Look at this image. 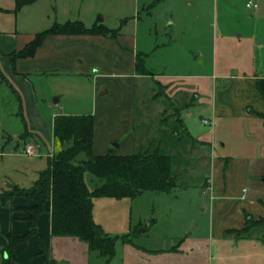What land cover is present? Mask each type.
<instances>
[{"label":"crops","instance_id":"0c3cea01","mask_svg":"<svg viewBox=\"0 0 264 264\" xmlns=\"http://www.w3.org/2000/svg\"><path fill=\"white\" fill-rule=\"evenodd\" d=\"M137 6V0H35L14 13V0H0V74L3 79L8 76L13 83H19L29 90L27 78L30 75L50 76L60 80H87L88 86L90 78L94 103L96 104V98H102L96 104L97 109L88 114L92 116L91 150L94 155L111 153L125 156L153 148L163 153L166 142L176 141L175 133L171 131L170 135L167 121L160 118L163 110L155 112L157 103H151L155 104L153 107H150V103L142 105L139 112L140 124L135 127V87L138 89L142 83L152 86L156 82L166 87L167 96L170 97V85L186 87L188 80L207 78L200 74H168L167 65L155 69L152 56L159 45L155 40L149 39V32L140 42L134 36L138 21ZM66 22H79L84 28L94 24L102 25L107 29L117 30V34L113 38L99 35H48L32 57L15 58L10 62L9 55L21 50L35 34L47 30L53 24ZM195 26L192 24L184 29L191 38L185 42H188L192 54L199 55V28ZM163 45L165 44H161ZM229 51L237 61L233 67L226 66L227 52L221 51L223 67L212 76L209 88L205 89L199 82L195 83L196 87L189 88L192 104L204 110L209 126L212 125L211 133L202 138L192 137L186 132L178 113L172 123L177 124V118L181 121L187 135L186 140L189 141L186 146L188 153L208 167V177L203 179L198 191L205 205L204 228L210 250L211 245L221 248L228 243L241 244L240 248L242 244L254 248V244H264L252 239H236L232 233L243 226L244 214L254 219L264 218V209L247 198L251 183L258 178L264 183V178L260 177L264 171L257 174L261 167L259 159L264 160V119L258 116L264 117V61L262 59L257 65L253 52H245L235 45ZM138 56H141L139 70L136 67ZM149 88L151 91L152 87ZM103 89L106 92L99 95ZM143 91L146 93L145 88ZM59 100L60 96H57L56 102ZM148 112L154 116L152 128L149 126ZM59 114L72 115L68 112ZM216 132L221 134L217 141L214 138ZM113 143L116 146L113 147ZM228 144L230 154L221 151L227 149ZM36 145L40 149V145ZM51 147L53 150L52 136ZM168 155L172 157L174 174V155ZM85 179L88 181L89 176L86 175ZM7 185L0 187V193L17 186ZM31 205L30 200L13 197L9 202V209L0 206V249L6 244L2 232L12 236H21L27 232V208ZM201 205H198L199 209L196 208L198 212L201 211ZM188 208L194 210L195 206L188 202ZM177 218V227L174 229L178 233L170 236L168 248L143 250L151 256L163 254L171 261L169 264H194L192 258L197 257L198 253L193 254L203 250L197 237L199 222H196L195 215H179ZM49 221L50 203L46 201L42 213L35 221V229L42 238L48 256L49 245L53 241L68 238L51 237ZM93 221L100 228L103 227L94 219ZM145 222L146 225L140 222L133 226L127 225V233L134 227L143 226L144 233L140 236L147 235L155 227L156 220L149 218ZM39 253L38 242L31 236L14 248L10 264H45ZM1 258L0 254V261Z\"/></svg>","mask_w":264,"mask_h":264},{"label":"rangeland","instance_id":"374dc122","mask_svg":"<svg viewBox=\"0 0 264 264\" xmlns=\"http://www.w3.org/2000/svg\"><path fill=\"white\" fill-rule=\"evenodd\" d=\"M247 1L137 0L138 21L134 36L140 42L149 32V39L155 40L159 45L152 56L155 69L167 65L168 74H200L207 77L197 81L188 80L186 87L170 85V97L167 96L166 87L156 82L152 86L142 83L138 89L135 87V127L140 124L139 112L142 105L150 103V107H153L157 103L155 112L163 110L160 118L167 121L170 135L171 131L175 133L176 141L166 142L162 152L174 155L173 171L177 188L169 193L144 192L134 200L93 199L92 218L103 226L101 229L109 236L124 235L128 231L127 225L133 226L137 222L146 225L145 221L149 218L156 220L155 227L147 235L135 238L132 245L116 242L115 257L109 260L97 257L87 249L86 244L75 238L57 239L49 245L51 257L46 253L47 259L52 260L53 264H169V258L163 254L151 256L143 249L168 248L170 236L178 233L174 227H177L179 215H195L196 222H199L197 237L203 250L193 254L198 253L197 257H191L194 264H264V244H254L255 248L242 244L240 248L241 244L228 243L221 248L211 245V250L208 249L204 228L205 205L198 191L203 179L208 177V167L192 157L186 147L189 142L186 140V132L194 138H202L211 133L212 125L204 126L200 123L202 119L207 120V115L203 109L192 104L189 88H194L196 82L205 89L209 88L212 76L223 67L220 52H227L228 60H225L228 68L237 62L228 53L234 45L245 52H253L257 65L262 59L264 61V0H250L256 4L254 10L244 7ZM192 24L199 28V55L192 54L188 42H185L191 38L184 29ZM224 38L227 40H223ZM138 58L141 64V56ZM181 62L184 63L182 67ZM27 80L29 90L19 83H13L8 76H4L3 80L0 78V187L3 184H16L20 188H27L36 180L37 174L45 169L46 158L52 153L53 116L60 112L72 115L91 114L97 109V102L102 99L96 98V104L94 103L90 78L89 86L87 80H60L50 76L30 75ZM149 87H152L151 91ZM195 91L199 93L198 89ZM57 96H60L58 102ZM177 113L183 120L186 132L182 125H172ZM148 117L152 128L154 116L149 114ZM25 131L32 136L23 139ZM220 135L215 133L216 141ZM36 144L40 145V149ZM114 145L115 143L112 144L113 147ZM23 146H31V152L36 151L35 154H25L21 151ZM221 151L230 154L229 144L227 149ZM259 160L261 167L257 174L264 171V160ZM260 177L264 178V174ZM247 198L264 209V183L259 178L248 186ZM188 202L195 206L194 210L188 208ZM200 204L201 211L198 212L196 208L199 209ZM2 207L9 209V203ZM256 234L250 239L260 242L257 237L261 232L255 236ZM39 255L43 259L40 253Z\"/></svg>","mask_w":264,"mask_h":264},{"label":"trees","instance_id":"16d2710c","mask_svg":"<svg viewBox=\"0 0 264 264\" xmlns=\"http://www.w3.org/2000/svg\"><path fill=\"white\" fill-rule=\"evenodd\" d=\"M35 0H14L12 12ZM117 30L102 25L84 28L79 22L53 24L45 31L34 35L21 50L11 53L9 60L30 58L48 35H99L113 38ZM136 57V67L141 64ZM141 71V70H140ZM1 80H3L0 74ZM13 91V90H12ZM14 92V91H13ZM156 96V94L154 95ZM18 98V97H17ZM262 119L263 116L258 115ZM177 124L181 121L177 118ZM32 136L25 131L22 138ZM53 150L46 158V167L37 174L36 180L27 188L11 187L0 193V205L4 206L13 197H23L32 202L27 208L28 230L21 236L2 232L5 246L0 249V264H10L14 248L34 236L40 247L45 264L48 260L42 238L36 233L35 221L42 213L46 201L50 203V236L75 238L86 244L97 257L111 259L115 244L132 245L135 238L144 233L143 227H134L127 234L109 236L92 219V200L96 198L134 199L144 192L166 193L176 187L172 172V157L159 149H146L130 155L117 156L111 153L94 155L91 150V115H55L51 121ZM23 146L21 150L24 148ZM89 176V180L85 176ZM261 232L257 239L264 243V218L253 219L244 214L243 226L232 233L236 239H250Z\"/></svg>","mask_w":264,"mask_h":264},{"label":"built area","instance_id":"2783aa9c","mask_svg":"<svg viewBox=\"0 0 264 264\" xmlns=\"http://www.w3.org/2000/svg\"><path fill=\"white\" fill-rule=\"evenodd\" d=\"M244 7L247 10H254L256 8V4L253 1L248 0L244 4ZM200 123H201V125H204V126H209L210 125L209 121H207L206 119H202L200 121ZM21 151H23L27 155H34L35 152H36V151L35 152H31V146H25Z\"/></svg>","mask_w":264,"mask_h":264},{"label":"water","instance_id":"95a60500","mask_svg":"<svg viewBox=\"0 0 264 264\" xmlns=\"http://www.w3.org/2000/svg\"><path fill=\"white\" fill-rule=\"evenodd\" d=\"M101 92H102V91H101ZM104 92H106L105 89H103V92H102V93H99V95H102ZM114 146H116V145H114Z\"/></svg>","mask_w":264,"mask_h":264}]
</instances>
